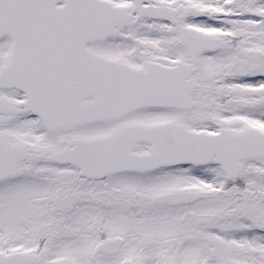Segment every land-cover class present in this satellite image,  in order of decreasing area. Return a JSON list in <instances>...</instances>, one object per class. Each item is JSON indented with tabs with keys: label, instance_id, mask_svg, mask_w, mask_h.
<instances>
[{
	"label": "snow or ice",
	"instance_id": "6c2138e0",
	"mask_svg": "<svg viewBox=\"0 0 264 264\" xmlns=\"http://www.w3.org/2000/svg\"><path fill=\"white\" fill-rule=\"evenodd\" d=\"M0 264H264V0H0Z\"/></svg>",
	"mask_w": 264,
	"mask_h": 264
}]
</instances>
